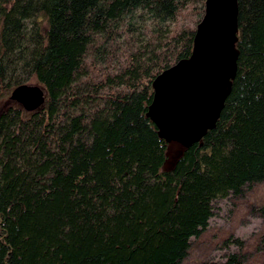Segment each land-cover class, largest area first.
I'll use <instances>...</instances> for the list:
<instances>
[{"label":"trees","instance_id":"obj_1","mask_svg":"<svg viewBox=\"0 0 264 264\" xmlns=\"http://www.w3.org/2000/svg\"><path fill=\"white\" fill-rule=\"evenodd\" d=\"M236 3L229 94L164 171L151 81L189 56L204 0H0V99L44 92L0 111V264H179L217 200L264 181V0Z\"/></svg>","mask_w":264,"mask_h":264},{"label":"water","instance_id":"obj_2","mask_svg":"<svg viewBox=\"0 0 264 264\" xmlns=\"http://www.w3.org/2000/svg\"><path fill=\"white\" fill-rule=\"evenodd\" d=\"M236 33V0H204L189 56L151 81L146 116L166 144L188 148L214 127L236 71ZM10 98L33 111L42 105L44 92L38 85L21 84Z\"/></svg>","mask_w":264,"mask_h":264},{"label":"rangeland","instance_id":"obj_3","mask_svg":"<svg viewBox=\"0 0 264 264\" xmlns=\"http://www.w3.org/2000/svg\"><path fill=\"white\" fill-rule=\"evenodd\" d=\"M11 105L20 106L10 95L0 99V111ZM182 150L176 142L167 143L162 170L170 169ZM263 199L264 181L246 188L241 196L217 200L206 230L191 240L179 264H228L231 254L237 264H264V219L256 211Z\"/></svg>","mask_w":264,"mask_h":264}]
</instances>
